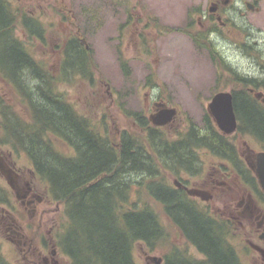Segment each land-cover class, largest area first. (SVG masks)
<instances>
[{
  "label": "trees",
  "instance_id": "1",
  "mask_svg": "<svg viewBox=\"0 0 264 264\" xmlns=\"http://www.w3.org/2000/svg\"><path fill=\"white\" fill-rule=\"evenodd\" d=\"M17 25L28 39L42 38L39 21L25 14L17 17L0 0V80L12 88L28 117L21 118L0 103V147L24 153L32 163L34 178L43 184L49 199L62 207L54 239L68 264H135L136 244L144 245L149 253L167 245L169 232L162 215L207 256L206 264H237L224 221L172 188L166 176L179 174L177 167H189L203 146L240 167L229 139L217 131L209 113H205L203 131L193 125L176 139L155 128L141 138L124 131L115 144L97 123L76 112L60 90L75 78L92 81L91 51L87 53L78 36L65 38L60 65L52 72L34 57L28 41L18 38ZM234 28L241 29L245 39L232 45L264 68V48L258 36L251 29ZM210 31L221 36L216 23ZM188 35L228 75L225 87L231 88L237 132L264 141V75L238 73L220 51L218 37L208 39L200 30ZM119 57L126 73V63ZM216 77L218 86L220 77ZM259 93L261 97L256 96ZM130 115L143 129L148 127L140 115ZM58 143L66 148L59 149ZM4 197L0 189V203ZM162 248L169 257L170 244ZM0 264H6L1 256ZM175 264L187 263L180 259Z\"/></svg>",
  "mask_w": 264,
  "mask_h": 264
},
{
  "label": "rangeland",
  "instance_id": "2",
  "mask_svg": "<svg viewBox=\"0 0 264 264\" xmlns=\"http://www.w3.org/2000/svg\"><path fill=\"white\" fill-rule=\"evenodd\" d=\"M11 1L17 17L25 14L41 24L42 38L34 36L28 39L20 25H17L15 33L18 38L28 41L34 57L42 59L52 72H56L60 65L65 38L78 36L84 41V48L85 45L89 47L86 50L87 53L91 51L94 65L92 81L75 78L62 85L60 90L69 98L76 112L97 123L115 144L123 131L143 137L142 129L138 128L130 114L147 117L150 103L157 100L152 99V94H157L158 99L178 109L175 121L163 130L167 138L176 139L183 136L190 126L201 129L206 107L217 91H231L230 87H225L226 72L219 71L207 52L197 47L188 35L200 30L209 39L208 31L214 23L208 10L211 2L217 0ZM218 1H221L220 13L225 21V26H220L221 36H218L220 51L238 73L263 76L264 68L244 57L232 42L245 39L242 30L234 26L244 27L258 36L264 48V0ZM119 55L126 63V73L120 65ZM216 76L220 77L218 86ZM232 86L236 87V84ZM0 103L8 105L19 117L28 118L15 92L1 80ZM58 145L61 150L66 148L63 143ZM0 153L21 178L33 183L43 196L45 188L32 175V163L27 156L2 146ZM0 189L5 198H9L10 207L19 216L23 228H30L31 238L46 239L47 232L51 230L54 238L59 217L62 219V207L44 195V202L37 205L35 214L30 213V216L22 211L1 176ZM150 204L154 206L153 202ZM162 218L169 232L167 245L162 247H167L178 232L163 215ZM2 227L0 224L1 258L6 264H22V253L8 241ZM162 247L151 254L144 245L136 244L133 251L135 264H148L144 252L151 256L163 255Z\"/></svg>",
  "mask_w": 264,
  "mask_h": 264
},
{
  "label": "flooded vegetation",
  "instance_id": "3",
  "mask_svg": "<svg viewBox=\"0 0 264 264\" xmlns=\"http://www.w3.org/2000/svg\"><path fill=\"white\" fill-rule=\"evenodd\" d=\"M5 1L7 8L13 11V2ZM220 3L221 1L218 0L211 2L214 12L210 13V17L223 27L225 22L221 17ZM208 34H210V38L216 36L214 31H209ZM152 99L157 100L150 103L149 115L146 117L144 114H138L146 124H149L148 127L143 129L139 126L138 119L134 117L135 124L142 129L144 134L150 128L166 130L178 115V109L158 99L157 94H152ZM167 108L176 109L172 121L161 127L153 126L149 117L155 112ZM134 114L136 115V113ZM210 117L217 131L229 139L230 146L236 153V159L240 162V167L233 166L232 162L221 159L207 146H203L196 150V155L189 167L176 166L180 173L175 175L168 172L166 176L169 177L172 188L199 205L209 215L224 221L228 229L227 232L231 236L229 244L234 248L237 264H264V189L261 188L254 172L256 156L258 153L264 152V141L259 142L248 134H239L237 127L233 134L224 135L217 128L211 115ZM206 128L203 125L200 130L203 131ZM240 143L241 145H239ZM0 155L5 164L16 173L17 184L22 189V193L20 199H15L22 211L35 214L37 205L44 202L43 196L47 195L46 189L41 196L36 186L21 178L18 171L7 162L1 153ZM0 176L5 180L1 173ZM192 191L199 192V195L191 194ZM12 194L14 193L12 192ZM233 204L234 208H232ZM56 205L58 206L57 203ZM10 206L9 198L4 197V201L0 203V224L3 226L8 241L15 244L18 251L22 253V264H68L66 257L55 246V239L50 234L52 230L47 232L46 239L45 237L31 238L30 228H23L19 216L17 217ZM178 235L170 244L169 257L157 256L162 259L161 264H168L167 262L175 264L180 259L187 264H206L207 256L199 251L198 247ZM148 253L144 252L145 261L148 264H154L147 260V257L150 256Z\"/></svg>",
  "mask_w": 264,
  "mask_h": 264
},
{
  "label": "water",
  "instance_id": "4",
  "mask_svg": "<svg viewBox=\"0 0 264 264\" xmlns=\"http://www.w3.org/2000/svg\"><path fill=\"white\" fill-rule=\"evenodd\" d=\"M249 9L251 6L248 5ZM214 9L210 8V12ZM88 49V46H86ZM262 94H257L261 97ZM232 94L228 91L216 93L207 105L208 112L212 116L217 128L225 135H230L236 130V117L232 104ZM176 114L175 108H167L157 111L149 117V121L153 126H164L172 121ZM255 175L262 189H264V152H260L256 156V166L254 168ZM0 173L4 176L10 189L15 193L16 198L20 199L22 189L17 184L15 171L7 166L0 155ZM191 194L199 195V192L192 191ZM147 260L154 264H161L162 259L156 256H148Z\"/></svg>",
  "mask_w": 264,
  "mask_h": 264
},
{
  "label": "bare ground",
  "instance_id": "5",
  "mask_svg": "<svg viewBox=\"0 0 264 264\" xmlns=\"http://www.w3.org/2000/svg\"><path fill=\"white\" fill-rule=\"evenodd\" d=\"M19 130V129H18Z\"/></svg>",
  "mask_w": 264,
  "mask_h": 264
}]
</instances>
